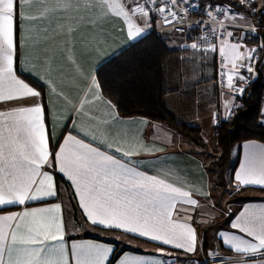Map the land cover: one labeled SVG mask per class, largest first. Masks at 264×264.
<instances>
[{
    "label": "crops",
    "instance_id": "obj_1",
    "mask_svg": "<svg viewBox=\"0 0 264 264\" xmlns=\"http://www.w3.org/2000/svg\"><path fill=\"white\" fill-rule=\"evenodd\" d=\"M251 1L263 8V0ZM137 4V0H28L21 8L18 40L14 39L12 75L40 95L0 99V113L20 107L42 106V123L50 155L40 172L53 177L56 195L27 200L24 204L0 205V228L9 237L4 242L5 252L0 264H8L6 247L16 224H20V232L33 229L44 234L41 246L47 255L42 253V257L48 264H111L115 254L117 257L112 264H164L173 257L202 258L213 249L235 257L224 264H264L262 252L246 254L236 251V244L244 247L245 243L259 242L241 231L240 227H233L245 222L258 227L260 218L264 217V185H241L236 179L237 174L243 175L249 169L258 172L264 167V142L247 140L236 146L237 165L233 170V181L245 193L242 192L241 198L225 207L213 190L211 174L214 171L209 167L207 147L196 145L162 122L140 115H121L114 102L104 94L97 77L99 67L151 32L167 37L169 46L179 51L165 65L166 105L179 120L199 127L201 136L209 132L215 138L218 120L227 119L231 106L238 105V98L248 84L241 77L246 74L251 81L260 74L264 75V67L261 71L259 66L251 72L245 71L253 46L248 37L250 28L261 27L263 17L256 12L245 11L238 17L229 18L230 25L220 49H224L223 56L233 76V86L219 87L216 52L193 49L189 35L179 36L171 30H161L160 19L140 5L137 12L132 13L131 8ZM141 9L147 14H141ZM137 28L141 30L139 35L135 34ZM263 31L264 28L257 30L262 52ZM232 46H236L235 49ZM27 76L38 82L43 91ZM16 87L9 78H0V95L19 97ZM10 123L0 115V143L23 135L10 128ZM77 141L111 155L180 192H187V197L177 198L175 210L169 209L172 211L171 220H166L167 238L181 233L183 238L164 244L149 238L163 233L149 232V236H140L123 229L93 224L81 205L80 195L67 170L61 172L62 162L55 158L60 148L65 147L66 155L71 159L74 152L81 150ZM214 149L217 152L218 146ZM55 172L63 179H58ZM2 177L3 173H0V179ZM36 179H42V176ZM191 200L197 203L192 205ZM55 205L60 206L59 211L55 210ZM25 212L35 215L24 217ZM6 216H16L17 219L4 221L2 218ZM159 219V216H154L151 222L157 223ZM181 224L186 227L180 228ZM56 225L61 226L60 230ZM186 228L193 229L195 233L193 252L175 247L176 243L187 242ZM52 235L58 238L53 240ZM21 255L14 253L13 258Z\"/></svg>",
    "mask_w": 264,
    "mask_h": 264
},
{
    "label": "snow or ice",
    "instance_id": "obj_2",
    "mask_svg": "<svg viewBox=\"0 0 264 264\" xmlns=\"http://www.w3.org/2000/svg\"><path fill=\"white\" fill-rule=\"evenodd\" d=\"M241 2L244 3L246 0H241ZM27 3L28 0H0V78H9L10 83L17 86L15 91L20 93L19 97L0 95V99H20L40 95L39 92L34 91L12 75L14 39L18 40L19 23L22 19L21 8ZM137 8H139L138 4L135 8H131V12L136 13ZM160 11L163 12L164 9H160ZM140 12L144 15L147 14L143 12V9ZM165 21L170 22L167 17H165ZM140 31L137 28L135 34L139 35ZM191 47L196 49L197 44L194 43ZM232 47L235 49L236 46ZM254 51H249V59L252 58L251 53ZM220 52L221 55H224L223 48L220 49ZM235 67L233 61V68ZM248 70L251 71L250 66ZM227 80L228 86L232 87L233 76L228 75ZM239 91L242 92L243 89H239ZM43 111L42 106L36 105L0 113L11 121L10 128H15L18 134L23 133V135H17L10 142L0 143V163H3V167H0V173H3V177L0 179V205L24 204L27 200L56 195L53 177L40 172L41 166L48 162L50 155L42 123ZM65 143L67 144L68 141ZM76 143L81 150L74 152L71 159L66 155L65 147L60 148L55 158L62 162L60 171L67 170L69 178L75 184L76 191L80 195L81 205L93 224L123 229L125 232L136 233L140 236H149V232L163 233V235H151L149 238L162 241L164 244H170L174 239L183 238L182 233L180 235L172 234L171 238H167L169 232L166 220L170 222L172 211L169 209L175 210L174 205L178 202L177 198L187 197V192H180L154 177L146 176L136 171L134 167H129L127 163L91 148L89 145L79 141ZM5 149H7V155ZM124 155H129V153H124ZM41 176L42 179H36ZM236 179L241 185H264V167H261L258 172L254 169L244 171L243 175L237 174ZM6 197L10 198L6 199ZM190 203L195 205L197 202L191 200ZM59 209L60 206L55 205V210L59 211ZM29 215H35V213H23L24 217ZM154 216L160 217L157 223L151 222V218ZM2 219L9 221L15 220L17 217L6 216ZM20 227V224L15 225L11 232L10 243L6 247L9 257L8 264H48V261L42 257V253L47 255L46 249L41 246L44 244V234L40 230L33 229L20 232ZM56 227L57 230H60L61 226L56 225ZM179 227L185 228L186 226L181 224ZM233 227H240L241 231L246 232L248 236L259 242L258 244L245 243L244 247L236 244L237 252L264 253V217L260 218L258 227L252 226L248 222L234 224ZM9 228H12V225H9ZM186 231L188 233L187 242L176 243L175 247L193 252L195 251V233L191 228H186ZM8 238V234L0 228V258L4 255V242ZM57 238L56 235H52L53 240ZM59 238L62 239V236ZM225 242L230 243L227 240ZM17 245L25 247L18 248ZM14 253H22V255L13 258Z\"/></svg>",
    "mask_w": 264,
    "mask_h": 264
},
{
    "label": "trees",
    "instance_id": "obj_3",
    "mask_svg": "<svg viewBox=\"0 0 264 264\" xmlns=\"http://www.w3.org/2000/svg\"><path fill=\"white\" fill-rule=\"evenodd\" d=\"M232 4L243 12L238 2ZM264 7V0H263ZM250 12V11H249ZM260 14V13H258ZM258 44L257 37L250 38ZM179 50L169 46V39L157 32H151L127 50L103 64L97 70V77L104 94L116 105L123 116H145L167 124L198 146L206 147L201 129L179 120L165 102V65ZM261 53L259 66L264 67ZM33 84L43 91V87L31 77ZM264 75L246 85L238 98L234 115L220 119L216 125L219 155L209 163L215 172V183L226 186L228 175L233 180V170L237 159L233 157L236 146L247 140L264 142ZM58 179L62 176L55 172ZM63 179V178H62ZM117 254L111 259L112 264Z\"/></svg>",
    "mask_w": 264,
    "mask_h": 264
},
{
    "label": "built area",
    "instance_id": "obj_4",
    "mask_svg": "<svg viewBox=\"0 0 264 264\" xmlns=\"http://www.w3.org/2000/svg\"><path fill=\"white\" fill-rule=\"evenodd\" d=\"M137 2L144 10L155 14L160 19L161 30H171L179 36L189 35L192 38V44H197L196 49H215L217 84L219 87L228 86L227 77L230 73L226 66V58L221 55L220 45L227 34V26L230 25L229 18L238 17L243 13L239 7L232 2L224 3L213 0H175V3L173 0H137ZM235 2L252 13H260L264 22V7L255 5L251 0H246L244 3L241 0H235ZM160 9L164 11L161 12ZM165 17L170 22H166ZM259 28L263 29L264 24L261 27H251L248 37H257ZM251 50L255 51L251 53L252 58H248L246 63L245 71L247 72H251L256 67L262 53L260 44H253ZM249 66L251 71L248 70ZM243 80L248 83L250 78L245 74ZM236 108V105L231 106L227 118L235 114ZM233 259H235L234 256L213 249L202 258L173 257L164 264H224Z\"/></svg>",
    "mask_w": 264,
    "mask_h": 264
},
{
    "label": "rangeland",
    "instance_id": "obj_5",
    "mask_svg": "<svg viewBox=\"0 0 264 264\" xmlns=\"http://www.w3.org/2000/svg\"><path fill=\"white\" fill-rule=\"evenodd\" d=\"M262 35L264 36V31L262 33ZM203 140L206 143V147L208 149V152H206L207 158H208V162L210 163L211 160H213L215 157H217L219 155V150L217 152H215L214 148L216 146H218V141L217 138L211 135V133L206 132L205 134H203ZM237 148V147H236ZM233 151V157L235 158L237 155V150ZM201 150H203V148H201ZM204 154V152L202 153ZM236 159V158H235ZM212 170V169H211ZM211 180H212V184H214L213 186V190L214 192L217 194L218 198L223 202V204L225 205V207H229V203L232 201H237V199L241 198V194L242 192H244V189L241 188L240 185L236 184L232 179L231 176L228 175L227 178V185L226 186H221V185H217L215 182V172H213L211 174ZM245 193V192H244Z\"/></svg>",
    "mask_w": 264,
    "mask_h": 264
}]
</instances>
